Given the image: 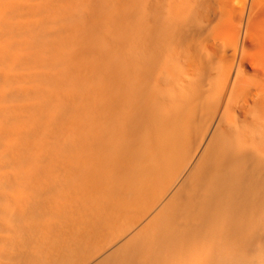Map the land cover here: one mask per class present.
<instances>
[{"label": "bare ground", "instance_id": "6f19581e", "mask_svg": "<svg viewBox=\"0 0 264 264\" xmlns=\"http://www.w3.org/2000/svg\"><path fill=\"white\" fill-rule=\"evenodd\" d=\"M0 64L14 264H264V0H0Z\"/></svg>", "mask_w": 264, "mask_h": 264}, {"label": "rangeland", "instance_id": "374dc122", "mask_svg": "<svg viewBox=\"0 0 264 264\" xmlns=\"http://www.w3.org/2000/svg\"><path fill=\"white\" fill-rule=\"evenodd\" d=\"M200 40H201V37H198L197 35H194V34L192 36L187 37L186 40L184 41L186 50L192 51L193 53L197 54L198 49H199L198 45L200 44ZM186 44H188V45H186ZM2 68L3 67H0V70ZM2 166L3 165L0 161V195H2L5 192L4 179H3V176H1ZM5 202H7V201L5 200ZM3 209H4V199H3V197H0V212H3ZM13 227H14L13 224L8 219H6V218L2 219L0 217V264H3V262H5V264L6 263L7 264H14L13 259L14 260L16 259V261H17L18 257H19V253H22V252H20V250L17 251V249H16L18 246H17L15 240L13 239V235L15 234V232L12 230ZM13 240H14V242H13ZM14 244H15V247H14ZM18 249H20V248H18ZM6 256H7V258H6ZM11 259L13 262L11 261Z\"/></svg>", "mask_w": 264, "mask_h": 264}]
</instances>
